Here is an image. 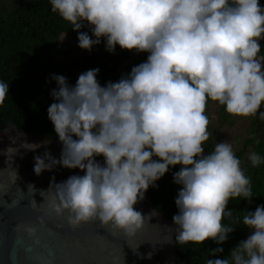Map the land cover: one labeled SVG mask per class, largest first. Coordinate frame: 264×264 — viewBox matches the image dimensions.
I'll return each mask as SVG.
<instances>
[{"label":"clouds","instance_id":"9594fccd","mask_svg":"<svg viewBox=\"0 0 264 264\" xmlns=\"http://www.w3.org/2000/svg\"><path fill=\"white\" fill-rule=\"evenodd\" d=\"M51 11L78 33V46L91 51L117 46L146 61L117 82L101 85L99 68L81 73L70 85L52 75L57 87L48 107L59 158L50 151L34 157L37 176L57 168L79 169L46 189L17 185L12 166L22 131L11 121L4 129L12 146L4 150L8 166L0 169V264H126L125 248L138 255L144 244L181 247L228 241L238 226L247 239L224 259L204 264H264V205L242 216L230 200L251 202V178L229 141L205 153L212 134L205 114L217 102L233 117L264 121V6L260 0H49ZM87 28V31L83 29ZM94 37V38H93ZM9 83L0 80V107ZM19 144V147L16 145ZM252 168L264 156L248 154ZM181 186L175 199L174 229L152 223L155 212L137 210L150 188L171 168ZM6 174V175H5ZM39 195L40 199H37ZM156 234L143 238L146 227ZM212 249L211 256L223 253ZM152 253L147 254L151 259Z\"/></svg>","mask_w":264,"mask_h":264},{"label":"trees","instance_id":"16d2710c","mask_svg":"<svg viewBox=\"0 0 264 264\" xmlns=\"http://www.w3.org/2000/svg\"><path fill=\"white\" fill-rule=\"evenodd\" d=\"M260 3L264 6V0ZM83 30L87 31V28ZM147 55L119 46L115 53H109L103 42L91 51L83 50L78 46V33L71 29L69 22L51 11L49 0H0V80L9 83V94L0 107V131L11 121L18 131L40 133L48 140L58 139L47 112L54 102L51 92L57 87L52 80L53 74L63 75L74 86L81 73L99 68L97 79L105 85L109 81H119L133 66L146 61ZM205 114L209 117L208 130L212 134L205 145L207 154L215 143L221 142L219 130L231 127L238 117L230 116L212 101L208 102ZM246 118L247 136L241 141V147L234 151L252 180L254 196L251 202L230 200L229 210L239 216L245 210L254 212L257 206L264 205V165L252 168L247 160L252 151L264 156V121L258 115ZM179 170L180 166L171 168L157 181L158 187L148 190L154 206L170 220L178 212L175 199L181 186L174 183L173 173ZM248 235L246 227L238 226L222 245L212 240L203 245L181 247L176 244V264H204L206 256L209 259L227 258ZM217 247H222L223 253L209 255Z\"/></svg>","mask_w":264,"mask_h":264},{"label":"water","instance_id":"95a60500","mask_svg":"<svg viewBox=\"0 0 264 264\" xmlns=\"http://www.w3.org/2000/svg\"><path fill=\"white\" fill-rule=\"evenodd\" d=\"M23 135L20 136V142L27 141L29 143L43 144V147L37 149L36 151H29L24 148L19 149V153L13 157L12 166L18 169L19 180L17 181L18 187L27 191V185L29 183L34 184L38 189H46L52 179L55 176L56 181L60 182L67 179L73 174H83L79 172V169L70 170L65 168H57L54 172H44L41 176H37L33 171L34 157L36 155H42L45 151H50L51 154L59 158L61 154L62 145L58 139L48 140L45 136L40 133H29L22 132ZM11 137H16L17 132H11ZM10 135L4 130L0 131V169L8 166L7 157L3 154L9 146H12V140ZM19 147V144L16 145ZM6 175V174H5ZM37 199L40 197L37 195ZM137 210L142 211L145 215L155 212L156 215L153 217L152 223L159 224L163 229L165 225L174 229L173 221L167 218L163 213H161L155 206L154 201L151 196L146 193V198L144 201L137 205ZM2 211V209H0ZM156 234V230L152 226H148L142 237L147 239ZM173 243L171 244H157L155 248L151 244H144L139 249V253L145 256L144 259L134 254L131 250L125 248L127 253L126 264H176V243L174 242L175 232L173 231ZM151 252V259H147V254Z\"/></svg>","mask_w":264,"mask_h":264},{"label":"rangeland","instance_id":"374dc122","mask_svg":"<svg viewBox=\"0 0 264 264\" xmlns=\"http://www.w3.org/2000/svg\"><path fill=\"white\" fill-rule=\"evenodd\" d=\"M247 125L248 120L246 117H238L231 127H224L219 130L218 134L221 136V142L229 141L233 144L234 150L239 149L244 138L247 136Z\"/></svg>","mask_w":264,"mask_h":264}]
</instances>
